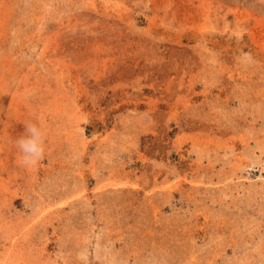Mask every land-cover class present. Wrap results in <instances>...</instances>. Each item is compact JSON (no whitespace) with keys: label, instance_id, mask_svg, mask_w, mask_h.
<instances>
[{"label":"rangeland","instance_id":"obj_1","mask_svg":"<svg viewBox=\"0 0 264 264\" xmlns=\"http://www.w3.org/2000/svg\"><path fill=\"white\" fill-rule=\"evenodd\" d=\"M0 264H264V0H0Z\"/></svg>","mask_w":264,"mask_h":264},{"label":"clouds","instance_id":"obj_2","mask_svg":"<svg viewBox=\"0 0 264 264\" xmlns=\"http://www.w3.org/2000/svg\"><path fill=\"white\" fill-rule=\"evenodd\" d=\"M15 144L21 153L20 162L23 166L30 167L42 160L45 154V131L38 123L27 122L24 132Z\"/></svg>","mask_w":264,"mask_h":264}]
</instances>
